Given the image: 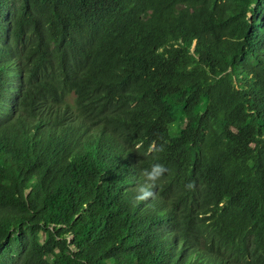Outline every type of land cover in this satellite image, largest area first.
<instances>
[{"label": "trees", "instance_id": "obj_1", "mask_svg": "<svg viewBox=\"0 0 264 264\" xmlns=\"http://www.w3.org/2000/svg\"><path fill=\"white\" fill-rule=\"evenodd\" d=\"M0 264H264V0H0Z\"/></svg>", "mask_w": 264, "mask_h": 264}, {"label": "clouds", "instance_id": "obj_2", "mask_svg": "<svg viewBox=\"0 0 264 264\" xmlns=\"http://www.w3.org/2000/svg\"><path fill=\"white\" fill-rule=\"evenodd\" d=\"M158 150L163 151V147L161 146ZM166 171L167 168L162 163H153L150 168L143 169L141 172L143 182L136 188L135 201H146L154 197V190L157 187V182L163 177ZM192 186V183L187 185L188 188H192Z\"/></svg>", "mask_w": 264, "mask_h": 264}, {"label": "rangeland", "instance_id": "obj_3", "mask_svg": "<svg viewBox=\"0 0 264 264\" xmlns=\"http://www.w3.org/2000/svg\"><path fill=\"white\" fill-rule=\"evenodd\" d=\"M68 100H69V101H72V95H69V96H68Z\"/></svg>", "mask_w": 264, "mask_h": 264}]
</instances>
